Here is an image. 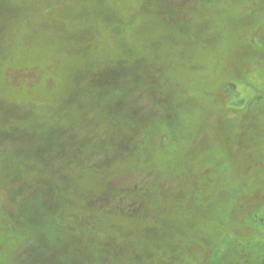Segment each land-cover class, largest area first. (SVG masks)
I'll use <instances>...</instances> for the list:
<instances>
[{"label": "rangeland", "instance_id": "rangeland-1", "mask_svg": "<svg viewBox=\"0 0 264 264\" xmlns=\"http://www.w3.org/2000/svg\"><path fill=\"white\" fill-rule=\"evenodd\" d=\"M0 264H264V0H0Z\"/></svg>", "mask_w": 264, "mask_h": 264}]
</instances>
